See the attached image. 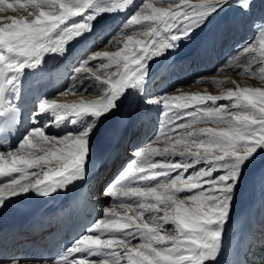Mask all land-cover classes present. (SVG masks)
<instances>
[{"label":"snow or ice","instance_id":"obj_1","mask_svg":"<svg viewBox=\"0 0 264 264\" xmlns=\"http://www.w3.org/2000/svg\"><path fill=\"white\" fill-rule=\"evenodd\" d=\"M229 2L141 0L105 40L117 50L86 56L74 68L68 88L58 93L96 98L75 103L41 99L33 115L48 112L58 121L69 113L87 114L95 121L112 113L126 90L142 91L149 61L175 50ZM231 2L242 12L253 6L252 0ZM132 3L108 0L109 6L103 7L96 6L97 0H0V13L24 14L0 16V114L10 117L0 127V208L30 191L47 197L82 179L95 126L93 122L78 134L62 137L36 127L15 148L9 147L16 109L6 93L19 95L25 70L36 69L46 55L63 54L70 41L90 31L101 13L123 11ZM251 27L254 40L239 46L217 73L243 65L240 75L264 80V18L253 20ZM84 80L98 90L76 92ZM211 82L235 83L214 77ZM145 103L162 106L160 127L146 147L134 152L136 159L105 186L112 207L105 206L103 218L45 264H209L218 258L243 170L264 151V87L236 86L219 95L146 97ZM200 124L210 126L194 127Z\"/></svg>","mask_w":264,"mask_h":264},{"label":"bare ground","instance_id":"obj_2","mask_svg":"<svg viewBox=\"0 0 264 264\" xmlns=\"http://www.w3.org/2000/svg\"><path fill=\"white\" fill-rule=\"evenodd\" d=\"M7 2L14 3L15 0H7ZM98 2L101 3L97 5ZM132 2H135V5H138L140 3L139 0H132ZM97 4L96 6H109L108 0H98ZM130 8L129 10L133 11V9ZM237 9L239 10V8H237L234 4L232 5V2L230 0L228 4L224 5L217 12L209 16V18L207 19L208 21L213 20L218 15L217 21L211 24L212 26L209 30H206L204 28L207 22L206 21L194 31L190 38L181 40L179 42V46L175 50L166 51L160 57L154 58L153 60L149 61L147 67V76L142 85V91L138 89L126 90L117 102L118 107L116 108V110L106 116H102L96 119L95 121H93V117L91 115L87 114L69 113L62 119L57 121L55 120L54 115L48 112L42 113L39 116H34L33 113L37 111L38 101L41 99L48 98L50 100L56 101L57 103H75L79 102L81 99L91 100L96 98L94 95H87L82 97L79 94H68L65 96H61L58 93L62 87H68L70 85L71 76L74 73V68L76 67V65L79 66V62L82 59H84L88 55L93 54L86 53L89 51L88 44L91 43L87 40L91 39L92 32L95 31L97 26L103 24L111 25L113 22H115L117 17L120 16L121 10L117 9L113 12L101 13L96 17L95 20L91 22L90 31H86L79 37H76L75 39L70 41L66 45V50L63 54L46 55L43 58V63L36 69H26L23 76L20 78L19 95H17L14 91L8 92L7 95V101L10 102L16 110L22 112V119L20 122V140L29 132V130L36 127L43 128L47 135L50 134V136L62 137L64 135L78 134L82 132L84 127L88 125L87 123H89L88 121L90 119H92V122H95V126L93 128L94 130H92L93 135H91V132L89 137L90 154L86 163L84 177L69 185L65 190H58L55 193H52L49 196L45 197L43 199V202L39 203V207L36 210H34L30 215H27L19 220L13 227H11L10 231L23 227L29 229L36 223H45L49 220H59V223H64L67 219L66 223H68V215H64V213L60 212V210L70 205L74 201L77 203L76 207L79 209L78 211L82 213V215L84 209L89 208L92 210V200L88 199L87 196H85V198H82V196L84 195L85 190H91V186L93 185L90 182V177L93 176L96 172H94V170L96 169L95 167H97L95 166L96 160L100 157H107L111 155L114 152L117 143L121 144L122 142H124L123 140L119 139L122 128H124L126 124H136L138 121L144 120L146 126L143 131L145 132L147 126H150V124H152V120L149 121V118L153 117L158 112H161L162 106L145 103V98L152 96L150 94V86H153L151 85V81L157 79V76L162 75L168 67V64L172 60H176L178 58L180 61V57L182 56V59H186L192 55V58L195 57L196 55L194 56V53H191L193 44H195L196 42L200 43V41H208L212 36L216 37V35L218 34L212 33L219 20L223 16H225L227 12L230 15L239 12L237 11ZM7 15H14L19 18L24 14L21 12L11 11L0 13V16ZM230 15L228 16L231 17ZM3 23L4 21H0V26H2ZM235 29L236 27L233 28V31ZM96 44L97 43L94 42L95 46ZM84 53H86L85 57L83 56ZM198 57L200 56L198 55ZM193 60L194 58L192 60L190 59L189 61L192 62ZM92 63L94 64L96 62ZM90 66L92 65L90 64ZM66 71L68 72L67 74H65ZM44 80H46V82H43ZM91 83L92 86H90V89L96 91L95 85L92 81ZM83 84L84 83H81L75 89L76 92H78L77 90H79V88H81ZM48 90H51L50 93L48 92ZM196 91L202 92L203 89H198ZM49 94H54V96L50 97ZM147 105H150V107H147ZM146 107L149 109V111L146 110ZM40 118L47 119L49 121L48 127L45 128V125H40ZM160 119L161 118H159V120ZM33 120H36L35 124L33 123ZM205 126L210 125H195V127ZM136 136L131 137L129 141L132 143L131 140L133 138H136ZM145 142V140H142L141 142H139V146H135V149H131L129 152L134 155V152L136 150L147 146L148 142ZM143 143L145 144L142 145ZM116 151L117 153H119L118 146ZM125 159H121L120 156H117V160H119V164L117 166L118 172L126 167L128 163H131L134 159H136V157H134L133 159H128L127 161H125ZM177 159H179V157H177ZM106 161L108 160L106 159ZM261 165H264V151L260 152L259 155H257L256 158L248 164L247 168L250 169V174L245 178L242 185L243 187L239 192H237L236 198H234L232 202L231 217L225 227L222 251L220 252L218 258L215 261H210L209 264H245V261L250 257L252 259H255V257H257L256 253L253 251L246 253V244L249 239V246L253 243H257L258 241L260 242V240H258V235H256L257 233H255V230H260L263 225L262 219L264 218V179H262V177L264 176V169L262 170L259 168V166ZM118 172H113L111 174L110 181L113 180ZM82 181H84L86 189H81L78 187ZM108 184L109 181H107L106 185ZM106 185L98 184L96 189V192H98L99 194H102L103 192L102 196L104 198L106 197L104 195V188ZM34 196H38V194H36V192L30 191L29 193L18 196L11 201L16 204L24 203L27 199ZM95 200L97 202L96 198ZM82 201H84V203ZM259 207H261V209ZM99 210L101 209H98V211ZM57 213L59 214L57 215ZM244 218L249 219L250 223L248 226L245 225L247 222L243 221ZM84 222L86 223L85 219L83 218V223ZM168 227L169 229H171L172 226ZM245 235H248V237L246 239H243ZM20 236L23 237V234H21ZM11 239L12 236L4 235L0 237V264H12L13 260L17 261L18 264H42L35 256L27 255L26 260L23 261L21 259L22 253H19L17 250L9 251L7 248ZM5 244L7 245L5 248H3ZM248 254H251V256ZM255 264H264V258L262 257V259H259V261L255 262Z\"/></svg>","mask_w":264,"mask_h":264},{"label":"rangeland","instance_id":"obj_3","mask_svg":"<svg viewBox=\"0 0 264 264\" xmlns=\"http://www.w3.org/2000/svg\"><path fill=\"white\" fill-rule=\"evenodd\" d=\"M139 2H141V0H139ZM100 3L98 2L97 5H99ZM134 3L135 2H133L132 5H130L131 8H130V6H128L123 11H121L120 16L117 17L118 20L116 19L117 22L115 20L116 23L113 22L111 25L103 24V25L97 26L95 31L92 32V34H91V39L93 38V33H94L95 37L93 38L94 39L93 42H91L90 44H92V43L94 44V42H96L97 43L96 46H97V45L101 44V42L105 41L106 38L111 33L108 31L110 30L111 26L114 23L115 24L111 28L110 31H112V33H115L123 25V23L127 20L128 16H130L132 14V12L134 11L135 6H136ZM232 5H233V3H232ZM252 5L253 6L251 8V11H249V12H242L240 9L239 10L237 9V11H239V12H237L238 14L235 13L233 15L232 14L230 15L227 12L225 14V16H223L219 20V22L217 23V25H216L213 33H212V34H218V35H216V37L212 36L211 39L208 41H204L205 40L204 39L203 40L204 42L200 41V43L196 42L197 44L196 43L193 44L192 48L194 50L192 49L191 53H194V56L195 55L196 56L193 57L194 60L192 62H190L189 60L193 59L192 58L193 55L189 56L186 59H182L183 58V56H182V57H180L181 58L180 61L177 58L176 63L174 62L176 65H173L174 71H169V67H167L165 72L162 75L157 76V79L151 81V83H152L151 85H153V86H150L151 90L149 89L150 94L152 95L151 97L152 98L158 97V96H161L162 94L163 95L165 94L168 96H176V95H181V94H194V93L219 95L221 93V91L229 89V88H235L236 86H240V87H264V80H260L259 78L252 77L250 75H240L239 74V72L242 70L243 65L241 66V68H237L236 70H229L227 73H217V71H216L224 63V61L227 57H229L230 55H232L236 52V50L238 49L239 46L245 44L246 42L250 43V42H252V40H254L256 32L251 27V25H252L253 20L264 18V0H252ZM129 8L133 9V11L132 10L130 11ZM228 15H230L231 17H229ZM217 18H218V15L213 20L208 21L206 19L204 21V23L206 21L207 22H206L204 28L206 30L207 29L209 30L212 26L211 24L215 23L217 21ZM235 27H236V29L233 31V28H235ZM234 37H235V39H234ZM100 40H101V42H100ZM116 50H117L116 48L106 46L105 42H104L100 46L96 47V49L92 53H94L95 51L114 52ZM198 55L200 57H198ZM243 55H246V54H243ZM243 55H242V58H243ZM170 63H172V62H170ZM201 69H202V71H200ZM113 70H115V69H113ZM167 72H168V75H170V76L167 75ZM178 72H180V73H178ZM67 73L68 72L66 71L65 74H67ZM172 73H174V75ZM185 73H189V74H187L188 77ZM175 75L177 76L178 79L181 78L180 79L181 81L177 80L176 77H172ZM178 76H181V77H178ZM160 77H161V79H160ZM213 77L215 79H220V80L235 81V83L226 82L223 85L217 86L216 84L211 82V78H213ZM170 79H171V81H170ZM197 79H201L202 82L194 83V81ZM169 82H171V83L166 88L168 90H164L165 89L164 85L166 83H169ZM82 83H84V84L82 85L81 88H79V90H77L78 92L84 91L86 94H91L94 91L93 89H90V86H92V83L90 80H84V82L82 81ZM157 84H158V86H157ZM66 88H68V87H66V86L62 87L59 90V92L64 91ZM157 89L159 91H162V93H160L159 91H156ZM198 89H203V91L197 92L196 90H198ZM96 90H98V89L96 88ZM52 96H54V94L50 95V97H52ZM88 96H90V95H88ZM218 103L219 104H225L227 102L226 101H220ZM147 107H150V105L149 106L147 105ZM147 107H146V110L149 111V109ZM160 115H161V112H158L153 117L149 118V121L152 120V122H151L152 124H150V126H147L145 132L143 131L145 126H146L145 125L146 123L144 120L138 121L136 124H126L125 127L122 128V132L120 134L119 140H124V138H126L132 132V130H135L137 128V130H136L137 136L136 135L135 136H136V139H140L138 141L137 146H139V142H141L142 140H145L148 143L151 142V140L153 139V137L157 133L158 128L160 127V120H161V119L159 120V118H161ZM88 122H89V123H87L88 125L90 123H92V119H90ZM142 124H144V125L140 129L139 127ZM94 125H95V122H94ZM87 126H85V127H87ZM148 129H149V131L146 133V131ZM92 130H94V129H92ZM144 133H146V134L144 135ZM48 135L50 136V134H48ZM91 135H93V131H92ZM135 136H132V137H135ZM123 143L124 142H122L120 145H123ZM125 143H127V142H125ZM145 143H143L142 145H144ZM118 144L119 143H117V145L115 146L114 152L111 155H109L107 157H100L99 159H97L95 166H97V164L100 161L105 162L106 159H109L112 157L113 158L115 157V160H117V156H120L121 159L126 158L125 161H127L128 159H133L135 157L131 153L126 154V155H130L128 158L124 157L126 155L122 152V150L119 151V149H118L119 153H117L116 150H117ZM156 146L157 147H163V144H157ZM126 148H128L129 151L131 150L127 146H126ZM156 159L159 160L161 158L157 157ZM247 167H248V165L243 170L239 185L235 191L234 198H236L237 192H239L241 190V188L243 187L242 185H243L245 178L247 177V175L250 174V169ZM259 168L263 170L264 165L259 166ZM91 177H90V182H91V184H93V182L91 181ZM262 179H264V176L262 177ZM96 191L97 190H95V192ZM98 194L99 193L97 192V196L95 197L97 199V202L95 203V205L94 204L92 205L93 209L92 210L89 208L84 209L85 212L87 211V212H89V214H91V215H84V212H83V218L85 219L86 222H91V219H95V217L98 213V209H101V211L103 210V212H104V209L102 208V206H103L105 201L109 200V202H106V205L109 203V205L112 206V200L110 198H108V197L104 198L102 196L103 192H102V194H99V195ZM103 207H105V206H103ZM96 208H98V209H96ZM259 208L261 209V207H259ZM91 217H93V218H91ZM98 218H103L102 212L98 213V216L96 219H98ZM244 220H246V219H243V221ZM247 220H248V218H247ZM262 224H263V228H264V218L262 219ZM258 231H260V230L256 229L255 233H258L257 234L259 237L258 240H260V242L258 241L257 243H253L254 245H256L255 247H253L254 246L253 244L250 246L248 245L250 242V240H248V242H247L248 247L246 250V251H248V248L252 247V250L250 248L249 252L253 251L256 253V256H257V257H255L256 260L252 259L250 257L248 260L245 261V264H255V262L259 261V259H262V257L264 258V243L261 241V239L264 238V237H262V236H264V233H260ZM262 231H264V230H262ZM82 234H83V232L80 235H82ZM243 239H246V236ZM12 255H14V254H12ZM248 255L251 256V254H248Z\"/></svg>","mask_w":264,"mask_h":264}]
</instances>
